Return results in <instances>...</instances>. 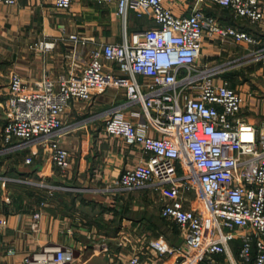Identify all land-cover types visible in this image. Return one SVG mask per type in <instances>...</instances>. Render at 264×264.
Segmentation results:
<instances>
[{"label": "built area", "instance_id": "obj_1", "mask_svg": "<svg viewBox=\"0 0 264 264\" xmlns=\"http://www.w3.org/2000/svg\"><path fill=\"white\" fill-rule=\"evenodd\" d=\"M17 1L0 0V4L13 6ZM74 1L54 0L61 11L70 10ZM99 1H117L124 16L130 8L149 14L157 27L135 33L122 44L96 47L90 62L62 79L58 89L48 78L30 84L14 73L5 143L14 151L47 150L51 164L66 175L72 167L70 152L61 143L67 109L72 102L94 100L109 87L124 88L129 104H140L147 122L136 126L114 116L107 120V133L152 156L124 171L120 190L159 191L162 218L176 224L184 238L174 248L152 242L153 253L178 255L182 264H216L218 255H225L230 264H264V138L259 140L257 128L240 117L245 107L242 95L227 81L218 82L224 70L199 63L205 36L232 37L248 44L258 40L200 12L176 16L165 0ZM207 1L230 10L235 18L264 22L260 0ZM61 41L77 47L88 40L70 34ZM56 43L42 41L36 47L47 50ZM103 60L117 64L122 76L107 70ZM140 76L146 81L140 82ZM151 128L160 137L149 136ZM39 218L34 216L36 230ZM8 226V219L0 215V233ZM235 240L241 242L238 258L232 248ZM74 260L69 248L58 247L30 255L25 263L73 264ZM123 264L144 263L132 255Z\"/></svg>", "mask_w": 264, "mask_h": 264}, {"label": "crops", "instance_id": "obj_2", "mask_svg": "<svg viewBox=\"0 0 264 264\" xmlns=\"http://www.w3.org/2000/svg\"><path fill=\"white\" fill-rule=\"evenodd\" d=\"M165 6L179 17L196 12L213 16L223 26L258 40L248 44L232 37L205 36L199 63L224 70L218 82L227 81L242 95L245 107L240 117L257 128L259 140L264 138V22L235 18L230 10L207 0H165ZM156 27L149 14L140 15L135 8L121 15L117 1L75 0L68 11L58 10L54 0L0 4V215L9 221L0 233V264H26V257L58 247L73 252V264H123L132 255L144 264H182L178 255L160 257L152 251V242L170 248L184 243L179 227L161 216L162 194L149 188L120 190L124 171L152 156L107 133V120L114 116L136 126L147 122L142 106L129 104L124 88L109 87L90 102L71 103L63 117L61 137L72 160L66 175L51 164L47 150H11L4 134L14 73L30 84L48 78L58 89L62 79L79 73L90 62L96 47L122 44L135 33ZM70 34L87 38L86 45L74 47L61 41ZM42 41L57 43L43 50L36 47ZM103 64L121 75L117 64L106 60ZM138 80L143 83L146 78ZM147 133L160 137L153 128ZM28 158L32 163L26 162ZM240 247V240H235L232 248L237 258ZM216 264L230 262L218 255Z\"/></svg>", "mask_w": 264, "mask_h": 264}, {"label": "rangeland", "instance_id": "obj_3", "mask_svg": "<svg viewBox=\"0 0 264 264\" xmlns=\"http://www.w3.org/2000/svg\"><path fill=\"white\" fill-rule=\"evenodd\" d=\"M64 189H65V187H64Z\"/></svg>", "mask_w": 264, "mask_h": 264}]
</instances>
